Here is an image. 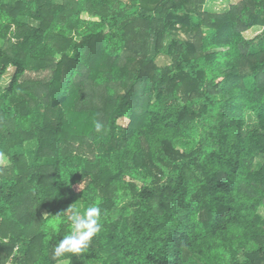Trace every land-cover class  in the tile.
I'll return each instance as SVG.
<instances>
[{"label":"trees","instance_id":"16d2710c","mask_svg":"<svg viewBox=\"0 0 264 264\" xmlns=\"http://www.w3.org/2000/svg\"><path fill=\"white\" fill-rule=\"evenodd\" d=\"M205 1L0 0V264H264V0Z\"/></svg>","mask_w":264,"mask_h":264},{"label":"clouds","instance_id":"9594fccd","mask_svg":"<svg viewBox=\"0 0 264 264\" xmlns=\"http://www.w3.org/2000/svg\"><path fill=\"white\" fill-rule=\"evenodd\" d=\"M99 131L101 125H95ZM66 215L70 222V231L63 235L53 248L52 255L54 259H60L67 254L79 256L89 251V247L102 228V212L99 206L91 205L81 212L78 208L68 207L66 211L60 213Z\"/></svg>","mask_w":264,"mask_h":264},{"label":"rangeland","instance_id":"374dc122","mask_svg":"<svg viewBox=\"0 0 264 264\" xmlns=\"http://www.w3.org/2000/svg\"><path fill=\"white\" fill-rule=\"evenodd\" d=\"M237 1L238 0H206L205 3H204V5L202 6V9L205 10V11H209V12H218V13H221V12L226 11L231 4H233V3L237 2ZM82 17L85 18V19H93L91 16L87 15L86 13H83L82 14ZM23 20L26 21V22H29V23L36 24L35 21L30 20L29 18H24ZM259 30H260L259 28L251 29L248 32H246L245 35L247 37H252ZM167 61H168V59L166 57H164V56H161V55L160 56H157L155 58V62L158 65H163V64L167 63ZM8 68H9L8 75H6L4 77V79H3V81H2V84L3 85H5L7 83V81L9 80V77H10L11 73L13 72L12 66H9ZM245 119L247 121L252 122V123L255 120L253 114L249 113L248 111H246V113H245ZM1 161L5 162L6 159L3 156H0V162ZM260 213L264 217V208L260 209ZM59 264H64V263L61 262Z\"/></svg>","mask_w":264,"mask_h":264}]
</instances>
